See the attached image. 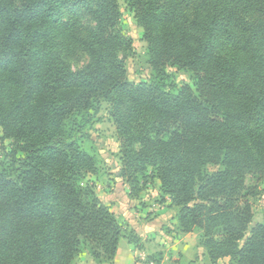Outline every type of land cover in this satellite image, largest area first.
<instances>
[{
	"label": "trees",
	"instance_id": "trees-1",
	"mask_svg": "<svg viewBox=\"0 0 264 264\" xmlns=\"http://www.w3.org/2000/svg\"><path fill=\"white\" fill-rule=\"evenodd\" d=\"M90 1L0 0V127L19 164L14 180L0 171V197L13 189L16 215L38 202L48 231L23 264H72L80 253L112 264L121 239L135 244L95 186L79 178L94 159L75 138L94 128L102 101L111 105L127 182L151 167L162 202L179 209L178 233H198L210 263L264 264V223L245 237L254 219L249 199L264 185V0H127L157 74L140 84L116 56L118 0L98 1L96 30L80 43L89 66L74 72L68 65L62 42L73 39L62 9ZM167 67L191 73L195 90L172 85L177 94L166 93ZM197 140L209 148L191 153ZM46 185L53 193L44 202ZM7 217L0 205V231ZM164 257L159 251L143 264Z\"/></svg>",
	"mask_w": 264,
	"mask_h": 264
},
{
	"label": "rangeland",
	"instance_id": "rangeland-1",
	"mask_svg": "<svg viewBox=\"0 0 264 264\" xmlns=\"http://www.w3.org/2000/svg\"><path fill=\"white\" fill-rule=\"evenodd\" d=\"M98 1L91 0L88 6L64 7L62 9L61 22L68 25V31L73 40L71 41L69 38L64 40L65 42L62 43L65 44V47L61 50L74 72L85 69L91 62V58L85 50L88 46H81L80 43L84 41L85 44L96 30L95 14ZM117 2L119 15L114 32L121 48L116 52V56L124 62L128 77L133 83L147 82L157 77V74L151 66V55L148 45L144 41L143 30L138 26L135 13L129 7L127 0H118ZM61 41L63 40L61 39ZM166 74L167 88H164L166 93L177 94L175 93L177 90H170L172 85L178 88L189 86L195 90L191 73L177 67H167ZM96 119L94 128L90 130V125L85 127L84 132L87 137L75 138L79 148L94 159V166L89 170L90 173L83 175L84 177L80 174L79 178L82 183L95 186L97 196L110 208L123 226L124 236L135 242L134 245L132 244L135 248L141 249L140 253L134 256L135 263L143 264L148 257L156 255L159 252L157 251L160 248L159 245L164 242L162 248H165V257L160 264H172L174 261L179 264H210L206 258L205 249L198 242V233L187 236H181L178 233L179 209L171 208V201L168 198L162 202L164 196L161 191V183L158 179L152 178L153 169L147 167L145 173L136 175L132 185L123 177L122 152L117 131L111 119V105L108 102L100 103ZM246 123L253 128L255 120L247 119ZM248 136L251 137V134L248 133ZM66 137L69 140L74 139V132L70 131ZM13 144V140L3 137L0 127V171H5L10 180L16 178L11 174L14 169L19 167V164H12ZM136 148L140 149L137 145ZM208 148L205 142L197 140L190 142L189 151L195 153ZM231 149L233 153L237 152V144L233 143ZM23 158V154H17V159ZM219 169L218 165L208 166L210 172ZM261 188L262 193L259 196L249 199L254 219L245 234L246 238L250 235L254 225L259 222L264 223V185ZM52 193L53 190L49 185H46L44 202L48 201V197ZM13 194V189L9 188L0 197V205L5 207L8 215V229L0 231V261L23 264L29 260L28 249L33 247L36 242L44 243L47 240L48 231L45 228V221L39 220L40 204L38 202H28L23 215L14 214L10 204ZM243 242L242 240L240 245ZM49 254L45 255L48 261ZM227 263L228 260H221L218 264ZM72 264L97 263L86 253H80Z\"/></svg>",
	"mask_w": 264,
	"mask_h": 264
},
{
	"label": "crops",
	"instance_id": "crops-1",
	"mask_svg": "<svg viewBox=\"0 0 264 264\" xmlns=\"http://www.w3.org/2000/svg\"><path fill=\"white\" fill-rule=\"evenodd\" d=\"M187 235H190V234H185V235L181 234V236H187ZM163 244H164V242H162L160 245L158 244L160 246V248H158L157 251L165 252V248H162ZM139 251L140 250H138V249L136 250V248L133 245H131L126 239H121L120 243H119V247H118V252H117V255H116L115 260H114V264H136L134 261V256H137L140 253ZM205 254H206V251H205ZM225 260H228V262H229V259H225ZM210 264H212V263H210Z\"/></svg>",
	"mask_w": 264,
	"mask_h": 264
}]
</instances>
